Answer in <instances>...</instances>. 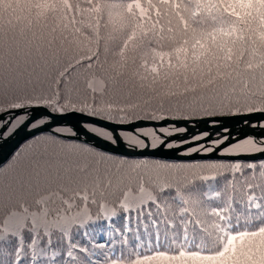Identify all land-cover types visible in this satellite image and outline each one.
<instances>
[{
	"label": "trees",
	"instance_id": "trees-1",
	"mask_svg": "<svg viewBox=\"0 0 264 264\" xmlns=\"http://www.w3.org/2000/svg\"><path fill=\"white\" fill-rule=\"evenodd\" d=\"M47 1L7 0L11 6L0 8L5 24L8 20L19 21L13 30L0 32V50H25L27 43L29 50H47L37 51L24 70L0 68V79L5 83L1 88V114L40 104L56 114L78 110L126 124L158 118L230 116L264 109V73L240 72L248 63L264 68V9L242 15L229 12L216 1L208 6L191 1L194 16L189 14L187 18L193 35L167 47L161 43L167 31L162 21L182 0H51L56 7L54 15L50 8H43ZM210 9L213 11L207 12ZM155 11L156 20L152 17ZM61 13L67 21L55 27L57 35L69 38L77 34L80 41H90V50L77 54L69 46L65 51L59 43H50L54 26L49 24ZM212 15L218 22L210 25L206 19ZM32 33H36L38 47L29 37ZM41 36L46 38L43 46ZM205 39L213 50H195L196 43ZM180 49L186 53L179 59ZM145 52L163 55L150 56V65H143ZM126 53L133 56V61L123 58ZM97 54L99 58L95 59ZM89 56L95 60L90 68L86 66ZM176 60L180 66H175ZM107 62L123 67L111 68ZM231 69L240 72L236 80L219 78ZM213 78L214 84L200 86L201 81ZM189 88L195 90L186 91ZM122 106L129 108L122 110ZM120 112H126V117L119 116ZM22 120H15L8 133ZM92 130L106 136L99 129ZM56 131L71 132L65 128ZM95 160L99 170L110 171L111 175L104 177L102 171L100 179L95 178L91 171L97 169L93 167ZM11 168L21 175L15 180L21 185L9 183L0 193V264H130V255L138 260L153 257L144 264H208L195 259L192 253L200 248L211 250L201 255L214 254L224 246L229 251L216 264H261L264 260V238L222 244L218 229L210 230L204 221L206 214L208 219L218 218L220 227H224V221L210 214L217 208L223 209L222 214L231 219L232 225L239 220L241 228L264 217V208L258 215L256 209L246 211L249 201L258 207L264 202V161L132 159L46 133L22 144L0 168V174L11 173ZM41 178L49 188L72 196L85 193V197L70 213L60 208L39 209L32 204L10 210L14 192L35 194ZM185 212L204 231L188 225L182 233L178 221L179 214ZM26 228L35 238L28 236ZM13 234L18 240L11 239ZM82 250H86L87 260ZM180 251L183 256H179Z\"/></svg>",
	"mask_w": 264,
	"mask_h": 264
},
{
	"label": "water",
	"instance_id": "water-1",
	"mask_svg": "<svg viewBox=\"0 0 264 264\" xmlns=\"http://www.w3.org/2000/svg\"><path fill=\"white\" fill-rule=\"evenodd\" d=\"M18 118L24 121L9 134L8 130ZM264 111L230 116L199 119L138 120L128 124L110 122L78 111L63 114L53 113L45 106H31L7 111L0 115V168L3 167L28 140L40 134H53L61 139L76 141L99 151L126 158H151L167 162L264 161V151L254 154L227 155L222 151L228 146L245 139L255 142L264 139ZM184 129L173 135L159 134L161 144H151V139L140 134L141 130ZM65 128L72 132L66 135L56 131ZM92 128L103 131L106 136L95 133ZM130 133L141 138L145 145H131L122 136ZM207 135H203V134ZM193 137H202L193 140ZM226 137L219 146L214 143ZM168 145H171L168 147ZM200 145L204 148L188 153ZM213 148L209 153H203Z\"/></svg>",
	"mask_w": 264,
	"mask_h": 264
},
{
	"label": "rangeland",
	"instance_id": "rangeland-1",
	"mask_svg": "<svg viewBox=\"0 0 264 264\" xmlns=\"http://www.w3.org/2000/svg\"><path fill=\"white\" fill-rule=\"evenodd\" d=\"M184 1L186 2L187 0H182L180 3H177L174 7L173 14L162 21L165 23V25L167 27V31H165V33L162 34L161 43L167 47L174 46V45L178 44L179 42L183 41L185 38H188V37L193 35L192 32L189 33V30L191 28V22L187 18V16L189 14L194 16V10H193L192 6H190V3H189L191 1H194L198 6L199 5L208 6L212 2L216 1L221 6L226 7L229 12L233 13V7H234L236 14H237V12H240L242 15H246V14L252 12V9L243 8V7L239 6L242 3H246L247 0H238V1H236V0H225L224 2H223V0H189V1H187V3H184ZM51 4H52L51 0L47 1L43 8H46V9L50 8ZM178 4H180V5H178ZM230 5L232 7H229ZM109 6L111 8H113L115 5H109ZM224 7H223V10H224ZM211 10L212 9L208 10L207 12H210ZM157 16H158V11H155L153 13L152 17L154 20H156ZM218 18H219L220 23H221V21H222L221 18L219 16H218ZM206 20L208 21V24H210V25H212L213 23L216 24L218 22V19L215 18L213 15H212V17H208ZM66 21H67L66 15L64 13H61V15L58 18H56L55 20H53L49 24V26H54L57 28L62 27V26H64ZM37 22L38 21H35V23H37ZM162 22L159 24H162ZM198 28H200V27H198ZM29 37L31 38L33 45H36L38 47V43L36 40L37 39L36 33L35 34H33V33L29 34ZM68 39L71 41V44L69 46V50H74L75 52H77V54L80 52H83V51L90 50V48H89V47H91L90 41H80L77 34L73 33ZM45 41H46V38L41 36V38H40L41 46H43L45 44ZM195 50H213V47L211 45V42L209 40L205 39L203 41H198L196 43ZM37 51L46 52L47 50H29L28 43H27L25 50H0V68L3 66H9V67H11L17 71L24 70L29 65L31 59L34 57V55ZM52 51L57 52V50H52ZM185 53H186L185 49H180L178 51V58L179 59L182 57L184 58ZM159 55L162 57L163 54H159L157 52H145V54H144L145 59L143 60V65H150L151 61H150V59H147L148 57H150V56H157L158 57ZM123 58H126L127 60L133 61V56L128 54V53L124 54ZM106 64L109 67L115 68V69H121L123 67L122 64H119L117 62H107ZM187 65L191 66V63H189ZM175 66H180V63L177 60L175 62ZM134 69H136V66L134 67ZM4 86H5V83H3L0 79V89L3 88ZM3 96H4V89H1L0 98ZM30 100L31 99H29L28 101H30ZM34 106H41V105L37 104ZM5 107H7V105L4 106L3 108H5ZM121 108H124L122 110H126L129 107L122 106V107H120V109ZM71 111H78V110H71ZM78 112H81V111H78ZM126 114H127L126 112H120L119 116L126 117ZM0 115H1V113H0ZM152 120L159 121V120H163V118L162 119L161 118L152 119ZM23 121H24V118H23L22 122ZM136 121H138V120H136ZM136 121H133V122H136ZM126 124H128V123H126ZM1 126H0V128H1ZM95 133H97V132H95ZM140 133L142 135H145L142 132H140ZM63 134L72 135V132H66V133L64 132ZM103 134H105V133L103 132ZM122 136L131 145H141V146L145 145L144 141H142L140 138H138L137 136H135L133 134H125ZM245 140L240 141V143L242 145L240 148H236L235 145L237 143H235V144H232V145L228 146L227 148H225L222 151V153L227 154V155H238V154H254V153H259V152L264 151V149L261 146L257 145L254 140H253L254 141L253 145H244L243 142ZM25 151L23 153H25ZM22 157H24V155H22L21 158ZM15 163L18 164L19 159H17V161ZM104 164L107 166L106 162ZM110 166L112 167L113 164H110ZM93 167L97 168V169L91 170L95 174V178L100 179V173L103 170L98 169L97 160H95ZM13 169L14 168H11V173L8 171V172L0 174V193L4 190L5 186L9 183L10 184L14 183L18 187L21 185L20 183L18 184V182H15V180L21 179V175L17 171L14 172ZM103 174H104V177L111 175L110 171H103ZM49 186L50 185L45 183L43 178H41L40 184L36 187L35 194L33 192H31L28 195H22L20 191L14 192V195L10 200L11 205H10L9 209L18 211L22 208L23 205L27 207V206H29L28 204H32L33 206L35 205L39 209H46V208L47 209H57V208H60L61 212H63V213H70L72 210L71 208L75 207L76 204L79 203L78 201L81 200L83 197H85V193H79L78 195L72 196V195H68L66 193H61V191H59L57 189H53L51 187L49 188ZM205 216H206V219L204 221H205V223H207L209 229L212 231H216L217 225L220 226V222H219L218 218L212 217V219H208L207 218L208 215L205 214Z\"/></svg>",
	"mask_w": 264,
	"mask_h": 264
},
{
	"label": "snow or ice",
	"instance_id": "snow-or-ice-1",
	"mask_svg": "<svg viewBox=\"0 0 264 264\" xmlns=\"http://www.w3.org/2000/svg\"><path fill=\"white\" fill-rule=\"evenodd\" d=\"M10 6L11 5L7 3V0H0V8L7 10V8ZM239 6L243 8L254 9V10L264 9V0H247L246 3H242ZM229 7H232V6L230 5ZM55 11H56V7H55V3H53L50 7V12L52 15H54ZM233 14H236L234 7H233ZM18 22H19L18 20L15 22L13 20H8L7 23L5 24L3 19L0 18V32H3L5 28H7L9 31L13 30L14 24ZM52 33H53V38L50 41V43L51 44L59 43L60 47L63 50L67 51L68 46H70L71 44V41L68 39V37L63 36L62 34L57 35V30L55 27L52 29ZM98 58L99 56L97 54L95 56V59H98ZM87 59H88V63L86 66L90 68L92 64L95 62V60L92 56H89ZM234 72L236 73L235 75L233 74ZM240 72L249 73V74H255L257 72L264 73V68H261L259 64L248 63L244 65L242 69H240ZM240 72H237L235 69H231L227 72V74L221 73L219 78L221 80H236L237 77L240 75ZM214 82H215V78L209 79L206 82L201 81L200 86L206 87L208 85L214 84ZM244 87L247 88L246 82L244 83ZM194 90H195L194 88H189L186 91H194ZM261 110L264 111V109H261ZM182 130L183 129H181V131ZM203 135H207V134L205 133ZM201 138L202 137H193L192 139L196 140V139H201ZM243 143L244 145H253L254 141L251 139H246ZM241 146L242 145L240 142H237V144L235 145L236 148H240ZM205 151H207V149H205ZM261 208H264V202H262L261 206L258 207L254 201H249V207L246 209V211H252L253 209H256V214L258 215ZM222 213H223V209L221 208L212 209L210 212V214H214L215 216L219 217L221 221L225 222L224 227H220L219 225H217V229L220 234V241L222 244H230L231 242L238 241V240L243 242L245 239L252 240L257 237L264 238V217H262L259 221L254 220L251 225L245 223L244 227L241 228L239 220H237L235 225H232L231 219L229 217H225ZM178 222L180 224L182 233L186 232L188 225H192L195 229L204 231V229L201 228L200 224L196 220L191 219L190 213H186V212L180 213ZM168 223L170 227H174V225L171 222H168ZM233 229H235V232L234 234H231L233 233ZM25 231L28 233V236L30 238H35V234L32 232L30 228H26ZM229 234H231L230 239H225V237L228 236ZM0 236H2V234H0ZM11 239L18 240L15 234L12 235ZM67 243H70V242L66 241V244ZM155 251L160 252L159 249H156ZM202 251H211V250L197 248L195 252L192 253V255L194 256L195 259L201 262H208V264H216V261L224 257L225 253L229 251V247L224 246L222 250H217L214 254H209V255H201ZM67 254L70 257L72 253L71 251H68ZM81 254L85 256L86 260L88 259L86 250H82ZM160 255L163 256L164 253L160 252ZM183 255H184V252L180 251L179 256H183ZM151 258L153 257L148 256V257H144V259L138 260L137 257L130 255L129 260H130V264H144L145 260L151 259ZM177 258L178 256L173 257V259H177ZM88 264H90V261L88 262ZM261 264H264V260H262Z\"/></svg>",
	"mask_w": 264,
	"mask_h": 264
},
{
	"label": "flooded vegetation",
	"instance_id": "flooded-vegetation-1",
	"mask_svg": "<svg viewBox=\"0 0 264 264\" xmlns=\"http://www.w3.org/2000/svg\"><path fill=\"white\" fill-rule=\"evenodd\" d=\"M262 125V127H264V123L263 124H261ZM9 131V130H8ZM140 132H142V133H147V134H145V135H143L144 137H146V138H149V139H151V144L152 145H155V146H157V145H159V144H161V141L163 140V139H159V134L160 133H163V134H165V135H173V134H179V133H183V132H185V130L183 129L182 131H181V129H173V128H166V129H163V130H158V131H155V130H141ZM141 134V133H140ZM139 138V137H138ZM141 139V138H140ZM227 138L226 137H224V138H222V139H220L219 141H216L215 143H214V145L215 146H219L221 143H223L225 140H226ZM142 140V139H141ZM143 141V140H142ZM222 141V142H221ZM256 144L257 145H259V146H261L263 149H264V139L263 140H261V141H257L256 142ZM171 145H168V147H170ZM205 147V145H200V146H198V147H196V148H193V149H191V150H189L188 151V153H192V152H195V151H198V150H200V149H202V148H204ZM213 150V148H207V151H203V153H209V152H211ZM222 154H224V153H222Z\"/></svg>",
	"mask_w": 264,
	"mask_h": 264
}]
</instances>
